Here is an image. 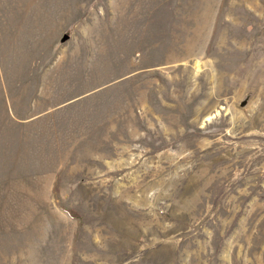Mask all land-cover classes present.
<instances>
[{"label": "rangeland", "instance_id": "1", "mask_svg": "<svg viewBox=\"0 0 264 264\" xmlns=\"http://www.w3.org/2000/svg\"><path fill=\"white\" fill-rule=\"evenodd\" d=\"M0 22L26 35L12 98L49 109L0 124V264H264V0H0Z\"/></svg>", "mask_w": 264, "mask_h": 264}, {"label": "crops", "instance_id": "2", "mask_svg": "<svg viewBox=\"0 0 264 264\" xmlns=\"http://www.w3.org/2000/svg\"><path fill=\"white\" fill-rule=\"evenodd\" d=\"M28 14V13H27ZM43 17L37 14L35 20L30 21V25L34 26L37 31L39 28L44 26L41 24ZM21 28V27H20ZM25 32L21 29H16V27L7 26L5 23L0 22V110H3L4 118L0 124L4 126L12 125H31L36 122H39L46 118V115L49 113L47 111H41L33 115L28 114V110L36 108V97L32 99L25 100V102L17 103V99L12 98L11 93H22L26 94L31 92L27 89L26 85L22 84H8L6 77H9V69L12 67V54H21V44L22 38L25 37ZM36 92H41L36 90ZM21 100V99H20ZM45 105L43 104L42 107ZM24 108L25 110L21 113H16L15 110H20Z\"/></svg>", "mask_w": 264, "mask_h": 264}]
</instances>
